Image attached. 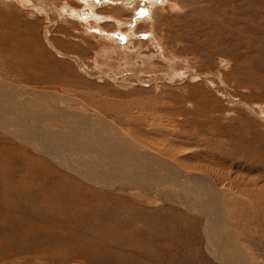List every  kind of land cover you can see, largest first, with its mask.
Segmentation results:
<instances>
[{
	"label": "rangeland",
	"instance_id": "1",
	"mask_svg": "<svg viewBox=\"0 0 264 264\" xmlns=\"http://www.w3.org/2000/svg\"><path fill=\"white\" fill-rule=\"evenodd\" d=\"M82 1L0 0V264H264V0Z\"/></svg>",
	"mask_w": 264,
	"mask_h": 264
},
{
	"label": "bare ground",
	"instance_id": "2",
	"mask_svg": "<svg viewBox=\"0 0 264 264\" xmlns=\"http://www.w3.org/2000/svg\"><path fill=\"white\" fill-rule=\"evenodd\" d=\"M82 1V0H81ZM83 2V5L84 6H89L90 5V0H83L82 1ZM85 9V8H84ZM83 8H82V10H79V9H75V12H74V14H75V16L77 17V18H79V19H83V17H84V19L85 18H87V17H90V18H95L97 21L98 20H100V19H102V18H100V17H96L95 15H92V13H87L86 15H84L85 14V12H86V10H84ZM89 11V10H88ZM58 12V11H57ZM50 13V12H49ZM68 13H73L72 11H69ZM58 16H59V14H58ZM56 18H57V16H56ZM100 33V32H99ZM105 34V33H104ZM106 35V34H105ZM108 37V36H107ZM131 126V125H130ZM134 132V131H133ZM119 136V135H118ZM110 141V140H109ZM109 143V142H108ZM112 143H113V145H114V147H113V145L112 144H110V147H109V149H112V148H114L113 150H112V152H114V151H116L117 153H120L121 151H117L118 149H120L121 148V146L120 145H118V144H116V142H115V140H112ZM124 147V146H123ZM103 148V147H102ZM105 148V147H104ZM107 148V147H106ZM122 149V148H121ZM103 150H105V149H103ZM108 150V149H107ZM111 151V150H110ZM111 152V153H112ZM105 153H104V151H103V155H104ZM122 154V153H121ZM114 156V158H115V156L116 155H113Z\"/></svg>",
	"mask_w": 264,
	"mask_h": 264
}]
</instances>
